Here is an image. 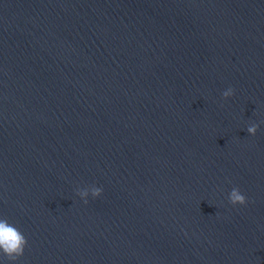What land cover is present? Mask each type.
<instances>
[{
    "label": "water",
    "instance_id": "95a60500",
    "mask_svg": "<svg viewBox=\"0 0 264 264\" xmlns=\"http://www.w3.org/2000/svg\"><path fill=\"white\" fill-rule=\"evenodd\" d=\"M0 217L4 264H264V0H0Z\"/></svg>",
    "mask_w": 264,
    "mask_h": 264
},
{
    "label": "clouds",
    "instance_id": "9594fccd",
    "mask_svg": "<svg viewBox=\"0 0 264 264\" xmlns=\"http://www.w3.org/2000/svg\"><path fill=\"white\" fill-rule=\"evenodd\" d=\"M234 95L233 89L229 88L223 93L225 100ZM251 136H256L258 125L249 126L247 129ZM85 195H87L85 193ZM94 197H100L101 192L96 190L93 192ZM229 201L232 206H246L248 200L242 194L239 188L233 189L230 194ZM87 203V201L85 202ZM28 241L23 232H21L14 224L9 223L7 219L0 217V264H4V257L9 261H16L23 257L27 248Z\"/></svg>",
    "mask_w": 264,
    "mask_h": 264
}]
</instances>
